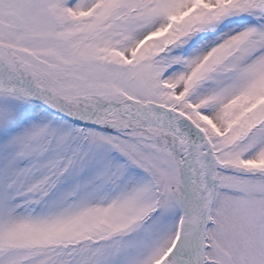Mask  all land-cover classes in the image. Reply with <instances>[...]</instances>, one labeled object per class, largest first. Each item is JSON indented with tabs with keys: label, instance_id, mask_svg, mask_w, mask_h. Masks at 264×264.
Returning <instances> with one entry per match:
<instances>
[{
	"label": "snow or ice",
	"instance_id": "snow-or-ice-1",
	"mask_svg": "<svg viewBox=\"0 0 264 264\" xmlns=\"http://www.w3.org/2000/svg\"><path fill=\"white\" fill-rule=\"evenodd\" d=\"M0 264H264V0H0Z\"/></svg>",
	"mask_w": 264,
	"mask_h": 264
}]
</instances>
